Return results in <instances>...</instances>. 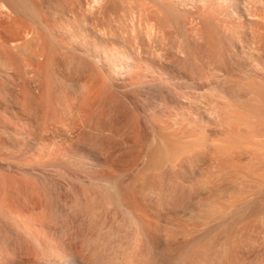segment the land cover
I'll list each match as a JSON object with an SVG mask.
<instances>
[{
    "label": "bare ground",
    "instance_id": "obj_1",
    "mask_svg": "<svg viewBox=\"0 0 264 264\" xmlns=\"http://www.w3.org/2000/svg\"><path fill=\"white\" fill-rule=\"evenodd\" d=\"M41 2L0 0V264H264V71L229 29L264 17Z\"/></svg>",
    "mask_w": 264,
    "mask_h": 264
},
{
    "label": "rangeland",
    "instance_id": "obj_2",
    "mask_svg": "<svg viewBox=\"0 0 264 264\" xmlns=\"http://www.w3.org/2000/svg\"><path fill=\"white\" fill-rule=\"evenodd\" d=\"M42 1V2H41ZM51 1H55V0H40V2L42 3V4H44V5H46V4H50L51 3ZM245 1V2H244ZM264 2V0H234V2L232 3L233 5H231V9L234 11V13L236 12V10H237V12H243L244 11V9L246 8V9H249V10H256V12L259 14L256 18L257 19H259L260 18V16H263L264 17V3H262V2ZM245 3V5H243ZM236 4V5H235ZM252 4V8H251V5ZM254 4V5H253ZM263 4V5H262ZM234 5H235V7H234ZM247 5V6H246ZM246 6V7H245ZM248 6H250L249 8H248ZM259 6V7H258ZM234 7V8H233ZM238 7V8H237ZM244 7V8H243ZM242 8V9H241ZM257 8H258V10H257ZM231 10V11H232ZM254 10V11H255ZM232 11V12H233ZM263 12V13H262ZM189 20V19H188ZM190 21V20H189ZM264 21V20H263ZM187 22V21H186ZM238 22V23H237ZM235 21V24L236 25H239V27L238 26H236V25H233L234 24V22L233 23H231V27H229V29H230V31L233 33V31H235L234 33L235 34H238V35H241L242 36V38H241V36H239V38L240 39H242V40H240L241 41V45H243L242 47H243V49H245L244 51L247 53H245L244 55V58L242 59V63L240 64L241 65V67H244V69L246 70V72H250V69L252 70H257L256 71V73H259V72H263L264 70H262V67L261 68H255V65L252 67V62H253V60L256 58V56H254V55H256L257 54V51H255L253 48L255 47V45H252V43L253 44H255L254 43V41H256V40H258V38H256V36H258V35H264V28L262 29V28H260V27H258V29H257V26H252V25H245V24H243V22H242V20L240 19L239 21ZM240 22H242V23H240ZM187 24V25H186ZM189 24V25H188ZM191 21H190V23L189 22H187V23H185V27H184V29L181 31L180 30V33L182 32V34H184V35H193L192 33H194V30H192V27H191ZM241 24V25H240ZM262 24H264V23H262ZM188 26H190L191 28H189ZM193 26V25H192ZM234 26V27H233ZM235 26H236V28H235ZM241 26V27H240ZM263 27H264V25H262ZM234 29H233V28ZM240 28V29H239ZM186 29V30H185ZM231 29H233V30H231ZM237 29H238V31H237ZM141 30H142V27H141ZM241 30V31H240ZM263 30V31H262ZM143 31H144V28H143ZM188 31H190V33L188 32ZM250 31H251V33H250ZM184 32V33H183ZM244 32V33H243ZM258 32V33H257ZM243 34V35H242ZM247 34V35H246ZM253 34V35H252ZM258 34V35H257ZM255 35V36H254ZM259 36V38L261 39V41H262V44L264 45V39L262 40V38H264V36ZM254 38L256 39V40H254ZM247 39V40H246ZM259 39V40H260ZM246 41V42H245ZM249 42V43H248ZM250 42H252V43H250ZM245 43V44H244ZM250 46H249V45ZM13 45V44H12ZM12 45H11V47H12ZM15 45V44H14ZM252 46V47H251ZM249 49H251V50H249ZM249 50V51H248ZM252 51V52H251ZM255 51V52H254ZM253 53V55H251ZM256 53V54H255ZM259 53L261 54V53H263L262 51H259ZM249 55H251V57L249 56ZM254 57V58H253ZM252 58V59H251ZM249 61V62H248ZM199 63V62H198ZM197 63V64H198ZM247 63V64H246ZM249 63V64H248ZM246 64V65H245ZM243 65V66H242ZM249 65V66H248ZM233 66H235L234 68H237V66L238 65H236V64H233ZM233 66H232V68H233ZM233 68V69H234ZM255 68V69H254ZM264 69V68H263ZM260 70V71H259ZM31 74V75H30ZM27 79H28V81H29V86L31 87V90H33L32 92H38V83H37V79L36 78H34V75L30 72V73H28L27 74ZM32 78V79H31ZM10 79H12V78H9L8 80H6V82H7V84H9L11 87H15V85H16V80L14 79H12V80H10ZM34 79V80H33ZM36 79V80H35ZM33 82H32V81ZM13 82V83H12ZM31 82V83H30ZM35 82V83H34ZM32 85V86H31ZM33 87V88H32ZM34 92V93H35ZM35 93V95H39V94H36ZM140 100H142V99H140ZM137 101H138V104H137ZM137 101H135V105L136 106H139V103L141 102V104H140V106H142V105H144V100H143V102L142 101H139L138 99H137ZM157 102H155L154 103V106H150L151 108H155L156 106H157V104H156ZM131 105V104H130ZM144 109L145 108H148L149 107V104H145L144 106ZM141 122V126L143 127V125H144V123H143V120H140ZM118 123V124H117ZM116 123V130H118L119 131V129H117V128H120V126H122L121 128L123 129L124 127V130L122 131V129H120L121 130V132L122 133H120V135L122 134H124V132H125V130L127 129V127H126V125H125V122H124V124L122 123L121 124V122L120 121H118ZM127 134H129L128 133V131L126 132ZM127 134H124V138H127L128 136H127ZM126 136V137H125ZM130 137V136H129ZM128 137V138H129Z\"/></svg>",
    "mask_w": 264,
    "mask_h": 264
}]
</instances>
